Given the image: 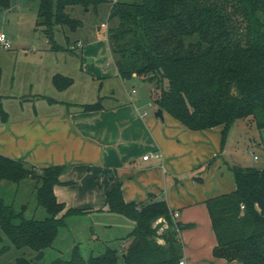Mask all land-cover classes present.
I'll return each mask as SVG.
<instances>
[{"label": "trees", "instance_id": "obj_1", "mask_svg": "<svg viewBox=\"0 0 264 264\" xmlns=\"http://www.w3.org/2000/svg\"><path fill=\"white\" fill-rule=\"evenodd\" d=\"M38 1L36 26L43 28L51 42L57 25L72 30L81 25L70 7L96 9L110 3L107 36L119 76H139L152 83L153 101L187 128L221 126L222 147L239 119L249 118L264 128V0ZM10 5L11 0H0L1 9ZM52 80L58 89L74 81L60 73ZM103 99L80 106L100 110ZM0 114L7 117L1 101ZM40 169L0 153V181L35 179L38 203L48 213L43 218H27L25 204L17 209L0 195V229L13 246L28 248L32 254H44L53 245L68 215L94 210L66 209L58 200L54 187L62 183L60 176L67 164ZM231 170L235 189L205 201L217 240L213 255L242 264H264V168L236 163ZM105 208L135 222L121 237L129 240L125 247L107 246L100 254L86 257L75 244L69 258L58 256L46 264H117L121 255L124 264H179L184 257L181 231L187 224L173 216L175 211L165 199L150 194L145 200L127 201L118 182L106 191ZM164 221L167 227L159 232ZM3 239L0 233V242ZM11 244L0 246V255ZM15 264L37 263L19 256Z\"/></svg>", "mask_w": 264, "mask_h": 264}, {"label": "crops", "instance_id": "obj_2", "mask_svg": "<svg viewBox=\"0 0 264 264\" xmlns=\"http://www.w3.org/2000/svg\"><path fill=\"white\" fill-rule=\"evenodd\" d=\"M56 55L50 45L42 50H14L7 55L11 71L5 87L0 64V101L15 106H3L5 119L0 114V153L37 168L67 164L60 176L62 183L54 187L66 209L90 207L94 210L85 214L126 217L105 208L106 191L118 182L127 201L145 200L150 194L165 199L178 213L176 219L187 224L181 231L186 264H242L213 255L217 240L205 202L236 187L231 170L236 163L227 159L233 126L222 147L221 126L192 130L164 110V119L156 117L159 107L152 114L146 108V102L153 101L154 86L144 78L149 83L148 97L132 98V88L127 98L119 100L113 90L103 96L114 103H103L100 110H83L80 104L88 101L54 96L77 83L76 76L57 70ZM24 71L29 73L25 82L20 77ZM86 72L80 66L81 78L86 79ZM57 73L72 77L73 83L58 89L52 80ZM102 73L92 78L119 76L116 67ZM152 152L159 155L144 159ZM128 241L123 240L120 247Z\"/></svg>", "mask_w": 264, "mask_h": 264}, {"label": "rangeland", "instance_id": "obj_3", "mask_svg": "<svg viewBox=\"0 0 264 264\" xmlns=\"http://www.w3.org/2000/svg\"><path fill=\"white\" fill-rule=\"evenodd\" d=\"M38 5V0H11L9 8H0V32H5L13 39L10 48H3L0 45V64L4 70V87L9 84L8 75L11 71V66L7 60L8 54L18 48H25L26 51L42 50L50 45L57 54L55 56L56 62H58L56 64L57 70L77 78V83L73 88L67 92H55L54 96L95 102L101 96H107L114 90L115 97L122 100L130 95L129 92L135 85L137 91L131 94L132 98L136 95L148 97L147 86L149 83L143 81L139 76L124 80L120 76L107 79L92 78V75L100 76L104 74L102 72L115 68L107 36V29L110 27L108 21L110 3H101L96 9L81 5L70 7L69 11L72 16L80 19L81 25L76 30H72L66 25H57L54 28L52 42L43 28L36 26ZM102 23H106V27L102 26ZM78 41L81 46L78 45ZM80 66L90 72H86V79L79 76ZM20 77L25 82L29 78V73L24 71ZM101 82H103L102 85ZM154 89L152 92H155ZM106 98L104 97L103 103H114L108 99L105 100ZM2 102L5 108H15L13 103L9 105L7 100L4 101L3 99ZM150 102L151 105H149ZM146 108L152 114L158 105L149 101L146 102ZM227 159L231 163L243 166L264 168V128H258L249 118L237 120L230 133ZM38 171L41 172V169L38 168ZM0 195L7 203H14L17 209L25 204L24 214L27 218H43L48 215L46 209L38 203L37 181L33 178H27L19 183L0 181ZM107 215L109 214L99 212L93 215L85 213L68 215L65 226L60 228L53 245L45 250L41 259H34L37 253L32 254L28 248L18 249L13 246L0 229V233L4 237L0 246L11 244L10 248L0 255V264H15L16 258L19 256L31 257L37 264H46L58 256L69 258L75 244L79 245L86 257L91 254H100L107 246L120 248L123 241L121 237L132 230L135 224L131 219L123 216L109 219ZM166 227L164 221L159 232H163ZM159 240L164 241L163 239ZM117 264H124L122 255Z\"/></svg>", "mask_w": 264, "mask_h": 264}, {"label": "built area", "instance_id": "obj_4", "mask_svg": "<svg viewBox=\"0 0 264 264\" xmlns=\"http://www.w3.org/2000/svg\"><path fill=\"white\" fill-rule=\"evenodd\" d=\"M112 2H115V1H118V0H111ZM102 26H105L106 27V23H102ZM0 45L3 47V48H10L12 43L9 39V37L7 36V34L5 32H0ZM78 45L81 46V43L78 42ZM132 93H136V89L133 88ZM151 105V102L150 104ZM147 112V110H145V113ZM159 154L157 152H152V153H146L143 157L144 159H148L150 156H158ZM256 157V156H255ZM178 215L177 212L174 213V217L176 218ZM158 221H162V218L158 219ZM179 264H186V260L185 258L183 257L180 261H179Z\"/></svg>", "mask_w": 264, "mask_h": 264}, {"label": "water", "instance_id": "obj_5", "mask_svg": "<svg viewBox=\"0 0 264 264\" xmlns=\"http://www.w3.org/2000/svg\"><path fill=\"white\" fill-rule=\"evenodd\" d=\"M155 116H156V117H160L161 119H164L163 109H162V108H158V109L155 111ZM42 256H43L42 253H37V255L34 256V259H41Z\"/></svg>", "mask_w": 264, "mask_h": 264}]
</instances>
